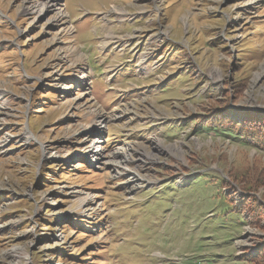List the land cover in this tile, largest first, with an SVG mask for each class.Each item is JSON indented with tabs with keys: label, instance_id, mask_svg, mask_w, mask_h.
<instances>
[{
	"label": "rangeland",
	"instance_id": "1",
	"mask_svg": "<svg viewBox=\"0 0 264 264\" xmlns=\"http://www.w3.org/2000/svg\"><path fill=\"white\" fill-rule=\"evenodd\" d=\"M26 1L0 0V264H253L264 0Z\"/></svg>",
	"mask_w": 264,
	"mask_h": 264
},
{
	"label": "bare ground",
	"instance_id": "2",
	"mask_svg": "<svg viewBox=\"0 0 264 264\" xmlns=\"http://www.w3.org/2000/svg\"><path fill=\"white\" fill-rule=\"evenodd\" d=\"M28 1V0H27ZM27 1L26 2H24V3H26V4H29V3H27ZM57 0H47L45 3H43L42 5L41 4H30L31 6H29V7H27V10L29 11V9H31L30 11H32L33 13H37V14H42V13H44V10H45V8H48V7H56V5H57ZM58 13H60V12H58ZM113 42V41H112ZM112 42H105L103 45H109V44H112ZM60 53V52H59ZM83 75V74H82ZM81 78H83L82 76H81ZM104 118V117H103ZM98 123L101 125V128H102V126H103V124L104 123H102L101 122V120H98ZM27 138V137H26ZM97 144H99L100 143V140H97V142H96ZM115 154V158H117V159H119V161L118 162H116V163H114L115 165H117V166H119V167H121V164L122 163H124V162H128L130 159H134L135 158V156H136V154H134V153H131V152H129V151H126V150H123V151H121V153L120 152H116V153H114ZM114 156V155H113ZM114 161V160H113Z\"/></svg>",
	"mask_w": 264,
	"mask_h": 264
},
{
	"label": "trees",
	"instance_id": "3",
	"mask_svg": "<svg viewBox=\"0 0 264 264\" xmlns=\"http://www.w3.org/2000/svg\"><path fill=\"white\" fill-rule=\"evenodd\" d=\"M255 126H258V127L261 126L262 131L260 133L264 134V126L262 124L259 123V125L257 124ZM262 138H264V137H262ZM251 263H253V264H264V248H263V250H261L259 252V254L257 256H254V259H251Z\"/></svg>",
	"mask_w": 264,
	"mask_h": 264
},
{
	"label": "crops",
	"instance_id": "4",
	"mask_svg": "<svg viewBox=\"0 0 264 264\" xmlns=\"http://www.w3.org/2000/svg\"><path fill=\"white\" fill-rule=\"evenodd\" d=\"M109 42H112V41H109ZM104 46V45H103Z\"/></svg>",
	"mask_w": 264,
	"mask_h": 264
}]
</instances>
